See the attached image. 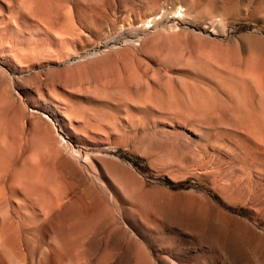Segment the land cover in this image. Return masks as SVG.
<instances>
[{
    "label": "rangeland",
    "instance_id": "374dc122",
    "mask_svg": "<svg viewBox=\"0 0 264 264\" xmlns=\"http://www.w3.org/2000/svg\"><path fill=\"white\" fill-rule=\"evenodd\" d=\"M0 264H264V0H0Z\"/></svg>",
    "mask_w": 264,
    "mask_h": 264
}]
</instances>
